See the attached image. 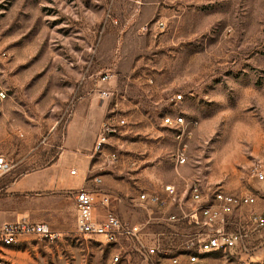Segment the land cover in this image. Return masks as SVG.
<instances>
[{
  "label": "rangeland",
  "instance_id": "374dc122",
  "mask_svg": "<svg viewBox=\"0 0 264 264\" xmlns=\"http://www.w3.org/2000/svg\"><path fill=\"white\" fill-rule=\"evenodd\" d=\"M3 51L0 153L11 169L0 175L1 202L11 184L57 156L85 99L126 119L93 158L110 166L100 175L123 216L136 215L129 201L143 188L177 182L179 152L184 174L232 192L253 189L252 209L264 212V181L252 177L264 169V0H0ZM105 71L112 95L101 101L96 80ZM177 115L197 122L191 137L163 123ZM111 153L123 163L105 164ZM57 232L6 248L4 264H110L111 250L76 227ZM251 258L264 264V230L263 252ZM236 262L225 252L206 256V264Z\"/></svg>",
  "mask_w": 264,
  "mask_h": 264
},
{
  "label": "built area",
  "instance_id": "2783aa9c",
  "mask_svg": "<svg viewBox=\"0 0 264 264\" xmlns=\"http://www.w3.org/2000/svg\"><path fill=\"white\" fill-rule=\"evenodd\" d=\"M164 25L159 23V27ZM7 56L5 51L0 52V70ZM112 76L105 71L96 80V91L102 100L112 95L111 89L104 87ZM6 96L0 88V99ZM180 99V93L171 97L173 102ZM163 123L180 126L178 138L191 137L197 124L187 122L181 115L167 116ZM125 124L123 117L106 115L95 140L94 155L104 154L110 136ZM108 162L117 164L123 160L111 153L105 164ZM186 164V156L179 152L177 182L143 188L129 201L136 215L126 217L119 211L121 198L105 187L100 174L93 173L89 178L91 187L74 194L78 213L76 232L107 246L112 252L110 264H132L134 257L139 264H206V256L217 252L230 254L237 264H256L251 256L259 247L254 243L263 244L264 230V212L252 209L257 202L256 193L253 189L232 192L218 184H205L200 178L183 173ZM10 169V161L0 153V175ZM75 172L71 170L72 174ZM252 177L257 184L263 182L264 169L255 167ZM59 235L49 223L26 217L0 222V264H4L2 251L6 248L30 238L53 240Z\"/></svg>",
  "mask_w": 264,
  "mask_h": 264
},
{
  "label": "crops",
  "instance_id": "0c3cea01",
  "mask_svg": "<svg viewBox=\"0 0 264 264\" xmlns=\"http://www.w3.org/2000/svg\"><path fill=\"white\" fill-rule=\"evenodd\" d=\"M105 116V102L84 99L77 104L59 139L57 156L47 166L16 180L11 184V196L5 202L0 200V222L26 217L47 222L57 231L76 227L78 213L74 194L81 188L91 187L89 178L93 173H102L93 158L95 140ZM108 182L106 178L104 185L110 189ZM15 198L24 200L18 204ZM254 245L263 252L262 242Z\"/></svg>",
  "mask_w": 264,
  "mask_h": 264
}]
</instances>
